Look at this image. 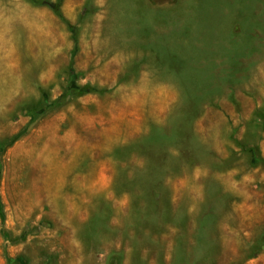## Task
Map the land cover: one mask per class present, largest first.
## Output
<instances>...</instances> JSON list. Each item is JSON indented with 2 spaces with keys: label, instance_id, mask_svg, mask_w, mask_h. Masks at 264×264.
Here are the masks:
<instances>
[{
  "label": "rangeland",
  "instance_id": "374dc122",
  "mask_svg": "<svg viewBox=\"0 0 264 264\" xmlns=\"http://www.w3.org/2000/svg\"><path fill=\"white\" fill-rule=\"evenodd\" d=\"M0 143V264H264V0H0Z\"/></svg>",
  "mask_w": 264,
  "mask_h": 264
},
{
  "label": "trees",
  "instance_id": "16d2710c",
  "mask_svg": "<svg viewBox=\"0 0 264 264\" xmlns=\"http://www.w3.org/2000/svg\"><path fill=\"white\" fill-rule=\"evenodd\" d=\"M90 91H92V88H90V87H76V88H74V87L70 86L68 91L63 96L56 99L54 103H60L61 101L69 99L70 97H73L75 95H83V94H86ZM4 147H5V144L0 143V170H1V154H2ZM261 162L264 163V159H261Z\"/></svg>",
  "mask_w": 264,
  "mask_h": 264
}]
</instances>
